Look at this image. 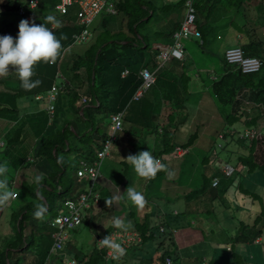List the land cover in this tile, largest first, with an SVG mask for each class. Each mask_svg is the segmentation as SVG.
Returning a JSON list of instances; mask_svg holds the SVG:
<instances>
[{
    "label": "trees",
    "instance_id": "1",
    "mask_svg": "<svg viewBox=\"0 0 264 264\" xmlns=\"http://www.w3.org/2000/svg\"><path fill=\"white\" fill-rule=\"evenodd\" d=\"M60 0H43L39 7L32 9L30 5V0H0V6L3 10H0V35H11L16 37L18 34V24L15 23L13 18L14 14L18 11L19 7L24 5L27 10L33 15V19L38 22L41 18L39 16L43 15L45 18L54 12L56 9V4ZM120 0V3H117V6L120 11H125L127 14L126 22L128 24L130 35H125L123 37H118L119 30L112 31L107 30L106 39L103 42H89L82 45L73 46V61L75 62L74 69L69 70L64 69V74L70 80V83L76 88L81 84L80 79L76 71L78 68H86L87 77H88V88L87 92L92 97V104H96V101L101 99L100 95L103 98L104 102H108L111 99L113 100V105L111 107L112 111H119L127 107L128 116L126 121H131L135 124L142 125V128L146 131L148 129H153L157 132L155 136V142L163 137L164 146H161L159 150H156V156H162L164 154L172 153L176 147L179 146V143L175 142L173 135L177 129H173V123H178V119L175 120L170 118V123L167 127H161L159 123L152 122L154 121L153 109L147 107V105H153L152 102L144 100L133 101L132 97L141 84V77L139 71L144 66H148L146 62V51L153 53L152 44L153 37H155V31L150 30V20H144L146 17L151 18L155 15V5L152 0ZM127 2H130L129 4ZM186 3V0H179L177 2L168 3L167 5L161 6L164 12H167L169 16L172 15L170 21L165 24H170L171 28L168 29L165 33H160L161 40L164 42L172 40V34L175 30L179 29L181 26V21L178 19L181 14V8ZM195 7L197 11L196 23L200 36L196 37V44L201 47L205 52L209 51L208 60L203 56L202 58L198 57V61L194 60L198 64L220 62V71L221 80L216 81L213 79L208 84L214 85V88L220 87L226 84V88H234L235 94L237 88L240 93L245 94L246 98L260 101L264 104V0H195ZM151 11L154 13L151 14ZM4 12V14H2ZM8 13L7 15H5ZM41 14V15H39ZM39 15V16H38ZM67 20L72 21L76 20V16L69 13L65 15ZM109 17V16H108ZM105 18V17H104ZM102 19L100 26L109 25V18ZM166 19V18H165ZM164 19H161L163 21ZM182 20V19H181ZM47 23V25H49ZM81 28L75 25V23L62 26L56 29H53L55 36L61 40L62 50L66 49L73 45L75 38L74 33L79 31ZM94 29H98L94 25ZM147 37L149 40L147 41ZM195 39V37L193 38ZM227 39V42L231 43L226 48L221 50L220 45H215L217 42H222ZM109 40H116L107 47H102L103 43ZM123 41L126 43L123 44ZM122 42V43H121ZM101 51L96 58L98 50ZM242 48L247 56L256 55L261 57L263 60L262 69L259 72L245 74L241 71L235 70V66L228 64L224 59L225 52L229 48ZM61 55V54H60ZM60 57V56H59ZM59 57L54 63H38L34 67L35 75L32 77L33 80L39 79L41 81L40 85L30 92L25 91L21 88L20 82L17 79L13 71H9V74L5 77H0V83L2 85L7 84L6 88H0V120H7L12 122L13 125H10V131L5 133V142L6 147L3 149L2 157L5 160L8 159L9 171L10 166L15 167V171L19 170L21 174L22 181L16 182L18 197L10 203V206L13 207L14 211L10 213V222L13 226V231L11 234H7V241L2 243L0 241V264H18L20 259L13 258V253H29L32 257L31 261H28L27 264H46L47 257L54 246V239L52 237L54 228L50 225L49 220L35 219L33 217V212L36 210L35 205L37 203H43L46 207L48 205L47 211L44 214H50L52 211L57 208L58 200H61L63 195H59L57 183L54 181L57 180L55 158L53 154L54 148H60L59 141H63L66 136V132H61V130H53L48 126V114L47 112L37 113L33 109L29 112L32 107V101H37L39 103L45 100H38V95L46 94L52 86L54 77L56 76L57 67L59 66ZM154 61L157 57V51H154L152 54ZM180 62V61H178ZM224 63V64H223ZM62 64V63H61ZM74 64V63H73ZM174 65V64H173ZM53 67L54 72L52 75H49L48 67ZM202 66L194 65L190 63V70H198ZM174 68V66H173ZM128 69L129 74L125 77H122V72ZM76 70V71H75ZM167 72H161L160 76L157 78L156 83L161 87L160 91L163 95V98L171 101L172 112L176 111V116L180 114L182 116V124H185L187 121H190L192 118L191 113L187 110L188 107V96H189V85L192 80V75L189 73V65L182 63L181 76L176 75L171 81V78L167 73H173L172 68L166 69ZM175 73V72H174ZM94 74V77H93ZM80 75V74H79ZM180 76V77H179ZM168 80V82H167ZM208 81V79L204 78ZM181 81V84H180ZM4 82V83H3ZM178 82V84L176 83ZM178 85H182L183 89H179ZM73 94V95H72ZM76 97L79 98V93L73 89L69 90L68 95L64 96L65 99L69 98V103L72 105H60L57 106L55 113L56 122H62V117L68 116L67 109H69V115L71 113L80 115V108L76 105ZM41 103V104H43ZM102 103V102H101ZM104 104V103H103ZM102 104V105H103ZM168 104L166 101L160 103V105ZM222 111H225L224 106L219 101L218 102ZM143 106V107H142ZM243 105L241 102L234 99L232 103V111L226 116L231 124L239 121L242 118V115H238V110L241 109ZM95 106H88L86 108L85 116H90V121L93 125V130L90 133H87L86 138L83 140L86 144L96 143V147H100V140L102 139L105 142L110 138L107 134L102 138H96V113ZM41 118V119H40ZM85 118V117H84ZM74 119V115L71 118V121ZM81 121V118L75 121L78 124V121ZM142 120L143 123L140 122ZM151 126V127H150ZM12 129V130H11ZM29 129V141L27 136L22 133V130ZM157 129V130H156ZM123 134V131H118V135ZM22 134V135H21ZM196 135L192 136L188 143L182 144L183 147L187 148L194 143V138ZM130 139V138H129ZM146 144L149 147V151H152L151 146L147 142V137L145 136ZM119 140H117L118 142ZM131 149L128 151L127 156L124 160L121 161L124 164L128 175L130 176L129 186L134 185L133 178H139L134 171H131V163L127 160L129 155H136L135 152L138 150L136 147V142L130 139ZM65 147L64 144H61V148ZM146 146H144L145 149ZM90 153L94 154L95 150L93 147L89 148ZM255 150V143L249 147L248 155L239 156L240 164L247 165L249 167V172L254 173L258 169L261 170V173H264V165H260L255 161L253 156ZM34 153V162L26 163L27 156L30 152ZM63 151L62 149L60 150ZM3 160V161H5ZM1 161V160H0ZM70 161V160H69ZM164 164H167V160L164 159ZM22 166V168L20 167ZM68 171H71V167L65 168ZM44 170L48 177L42 181V186L37 188L33 182V177L39 174ZM163 173V171L158 172V174ZM9 184L12 188L11 181L13 180L12 175H8ZM205 185L207 189H212L211 178L205 176ZM59 182L63 183L64 178L59 177ZM19 187V188H18ZM50 187V188H49ZM39 189L40 195H38L37 190ZM67 193L65 195H72V188L67 184L65 187ZM217 189V188H216ZM246 189H244L245 191ZM217 193V191H216ZM248 193L252 195V200L262 207L264 214V200H262L264 193V187L256 192L255 189L250 190ZM44 195L46 197V204L41 197ZM127 198V197H126ZM110 198L102 197L99 200L102 210H105L110 202ZM8 203V202H7ZM0 205V212L2 213L7 205ZM228 209V207H227ZM99 214L91 216V219H96ZM158 218V217H155ZM86 221L85 225L91 224V231H98V228L95 227L96 222ZM161 222L159 220L157 223ZM28 223L31 225L29 231V237L24 240V232L28 226ZM156 223V224H157ZM152 222L150 215H146L143 222H136V229L140 235L143 237V244L153 245L159 247L162 245L163 253L156 254L155 259H149L147 261H138L135 263L138 264H165L167 257H170L174 254L172 251V246L166 245L165 239H169L171 242L174 241L173 234L168 233L166 235H156L157 226ZM173 226V225H171ZM0 229V233H1ZM7 231V230H6ZM113 232V228L109 227L107 236ZM252 235V233H250ZM110 237V236H109ZM256 236L248 237L251 242H254ZM241 239V235L237 239ZM96 241V239H95ZM142 243H132V248H139L143 245ZM254 243H252L253 245ZM246 246H251V243H246ZM260 248V256L264 262V245L258 246ZM37 251V254H35ZM104 251H99L96 248V251L92 253H85L83 251L79 252L77 250L74 253V256L80 259V264H104ZM84 254V255H83ZM253 254V253H252ZM80 255V257H79ZM230 259L227 261V264H260L258 261H254V254L248 257H241L239 251L236 247L231 251L229 255ZM88 258V259H87ZM61 261V258H60ZM61 264H64L60 262ZM22 264V263H21Z\"/></svg>",
    "mask_w": 264,
    "mask_h": 264
},
{
    "label": "clouds",
    "instance_id": "2",
    "mask_svg": "<svg viewBox=\"0 0 264 264\" xmlns=\"http://www.w3.org/2000/svg\"><path fill=\"white\" fill-rule=\"evenodd\" d=\"M42 1L43 0H41V3ZM112 1L116 6L117 12L115 14L100 13L94 18L93 22L89 25H86L80 22L79 12L81 8L75 3L67 5V10L66 12L63 13L61 9L58 8V6L62 4V0H60L56 4V8H55L56 10L54 11V13H51V14L57 15V19L52 15H48L45 18V20L41 18L40 21L38 22H36L33 19V15L29 12V10H27L26 6L22 5L19 7L18 11L13 15L14 16L13 18L15 19V23H19L17 36L12 37L11 35H0V77L7 76L11 69V71L15 73L17 79L19 80L21 88L24 89L25 91L30 92L32 89L38 87L41 83L39 79H35V80L32 79V77L35 75L34 70H33L34 67L38 63H41V62L49 63V64L54 63L57 60V58L60 56L58 59L59 66L57 67L58 69L56 72V76L54 77L55 79L52 83L51 88L46 94H41V95H38L37 97L38 100H45L44 103L41 102L43 103L42 105H44V107L40 111L47 112L48 126L52 128L51 131L61 130V132L63 133L66 132V136L64 137V140L59 141L60 148L57 149L56 147L53 150V154L55 158V166H56L55 173L57 172L55 176L58 177L57 180L54 181V183H57L59 195H63V196L61 197L62 199L58 200V203H57V211H58L57 216L49 220L50 225L54 228L53 235H52L54 239V246L47 257L46 264H52L51 262L52 259L53 260L57 259V261H59L60 258H61V261H59V264H61L60 262L64 264H80V259L78 257L74 256V254L72 255L67 254V251H66V250H72L73 248V245L71 242V238L73 237L72 231L84 226L85 220L92 221L93 219H91L90 217L94 216L96 211L99 213V211L101 210L102 206L100 205L99 200L102 197L107 198V196L104 194V190L107 186L105 181L108 178H105V176L102 175L101 165L106 158L111 157V151L119 138L118 131L124 130V123H125L124 121L126 120L128 109L126 107L124 109H120L117 112L112 111L111 113L108 114V117L110 118V122L109 123L105 122V124L108 125L106 134L110 136V138L107 139L105 142H103L101 139L99 141L101 144L100 147L99 146L96 147V143L94 142L92 144L84 143L83 140L86 138V136L83 132L89 130V128L93 127L94 125L91 123L89 119L90 116L88 117L85 116L86 108L88 106L101 107L102 103L99 100H97L96 104H92V97L87 92V88H88V77L87 76L88 75H87L86 68L84 66L83 68H80V69L78 68L77 71L75 70L81 82V84L78 85L76 88L70 83V80L64 74V69L65 68L69 70L74 69L75 62L73 61L74 59H72L73 57L72 51L74 50L73 49L74 45H82V44H87L89 42H96L97 33H95V29H94L95 21H98L101 23L104 17L108 18V16L123 13L121 22L122 21L126 22L127 14L125 13L124 10L120 11L117 6V3H120V0H112ZM127 3L129 4V2ZM74 7H77V11L75 13L76 20L69 21L64 16L69 13H72L71 10ZM185 7H186V3H185ZM31 8L36 9L37 7L33 8L31 6ZM185 15L183 16L181 20V26L185 18ZM49 22L51 23L47 25V23ZM73 23H75V25H77L81 29L77 31L76 33H74L75 38H73L74 40L73 45L62 50L61 40L55 36L52 30L62 27V26H67ZM181 26L179 29L174 31L171 37L172 38L171 41L164 42L161 40V42H157L156 40H154V37H153V44H152V49H151L153 53L151 52V56L152 54H154V51H157V57L155 61L152 57L150 61L146 60L145 63H147V65H154L155 62H159V64L153 67V69H150L147 66H144L143 68L140 69L139 75L142 80H141L140 86L137 88V90L135 91L132 97L133 101L144 100V102L146 101L151 102L150 100L146 99V94L156 84V81H157L156 74L158 70L160 71L161 68H165V66H167L169 63L173 62L174 60L181 62V61H187L189 59L190 54L187 52L186 44L184 41L187 39H191V38L199 37V36H192L187 39H184L183 40L184 49H183L182 54L180 55L174 54L173 49H172V47L174 46V34L181 29ZM123 28L124 26L120 27V24H119L118 27H115V30L120 31L121 29L123 32ZM85 30L89 32V34L87 35V38L81 39L79 41L78 37L83 35V32ZM130 34L131 32L125 33V35H130ZM114 41L116 40H109L107 42L105 41L102 47H107L108 45L112 44ZM125 43L126 42L123 41V44ZM102 47L98 50L96 58H98V54L101 51ZM234 48H238V47H234ZM229 49L226 50L224 59L227 61L228 64L234 65L236 67L235 70L241 71L242 73H245V74H251V73L259 72L262 69V65H263L262 58L261 57L259 58L256 55L247 56L244 52V49L241 48L245 56L255 57L261 61V66L259 70L254 71V72H244L240 66H238L237 64L230 63L229 60L227 59L226 53ZM166 50H167V57H162V54ZM145 69L150 70L155 75L156 81H155V84L149 90L143 91L141 96L137 99L135 98V95L137 94V92L140 90L142 86V83H143L142 71ZM128 74H129V70L125 69L122 72V77H125ZM93 77H94V74H93ZM60 79L62 80L59 83ZM73 89H75L79 93V98L76 97L77 99L76 105L78 106V108H80L81 121H83V124H85L84 128L80 127V123L78 124L75 123V121L78 120L79 118H76L74 116V119L71 121L72 117L70 115H73V114L71 113L69 115L70 113L69 111L67 112L68 116L62 117V122H59V123L56 122L55 113L57 110V106L62 103L61 101H63L62 105H71L69 103V98L65 99L64 96L66 94L68 95L69 90L72 91ZM237 92L238 93H236L234 96L227 95V97H224L222 101L220 100V102L225 108V111H222L219 104L217 103L219 111L224 113L226 116L232 111V103L234 99L241 102V104L243 105V107L238 110V115H242V118L239 121L235 122L234 124H231L227 118V122H228L227 126L228 128H230V134H227L225 131H219L218 133V138L224 142L223 144L218 143V147L223 149L227 145L235 146L234 158L232 160V163L223 161L222 159L217 157L216 150H214L212 154L207 155L205 152L204 155L200 154L198 157V158L201 157L202 162L203 163L206 162V165L208 167L215 168L216 172L214 174L209 176L208 173L206 172L204 174V177L207 176L208 178H211V181H212L211 186L213 187L215 191H218V192L224 191L226 189V186H224L222 189L223 185H221V183H223L224 181H226L225 185L230 184V183L238 185L239 184L238 179L240 177H243V178L248 177V176L252 177L255 175L258 176L259 181H262V179L264 180V173H261L260 169H258L254 173H251L249 172V167L247 165L240 164L239 162V159H240L239 156L248 155L249 147L253 143H255V150L253 153L255 161L260 165H264V163L262 162L264 160V104L257 100L248 99L246 98L245 94L240 93L239 91ZM52 94H54V98H52L51 96ZM159 104L160 103H158V105ZM198 105L199 103L196 105V107L192 108L188 104L187 110L192 115L191 119H193L196 113L198 112L197 110ZM147 107L149 108V105H147ZM189 107L190 109H188ZM119 113H123V117H122L123 126L120 130H117L115 132V140H113L111 144L112 149H110L108 155L102 159L101 164L99 166L96 164L100 162L99 152L102 149H104L108 140L111 139V136L113 135L112 126L114 125L113 118ZM201 115L202 113L198 115V119L200 118ZM216 118L217 117H214V116L213 117L206 116L204 119H201L199 122H196V125L194 127L199 128L202 124H205V122H208V120H211V122H215ZM96 119L98 118L96 117ZM202 120H205V121L201 123ZM3 124L9 125L6 130H2ZM238 124L241 126H244L243 133L237 132L235 130V125H238ZM10 125H13V123L8 120L7 122L6 120H0V154H3L2 153L3 149L6 147L4 136L7 131H10L9 129ZM80 129H83V130L80 131ZM193 129L188 135H191L194 133L200 134L202 131V129H194V130ZM91 131H87V133H90ZM22 133L26 136L30 135L29 129L22 130ZM95 134H96V138L100 139L98 128ZM236 134H237V137L235 138ZM196 139H197V135L193 139L194 143L192 145H190L187 148L180 145L176 147L172 153H170L171 155L164 154L162 156L157 157V156H153L152 151H141L136 155H129L127 160L130 161L132 169L137 176L141 178L150 179V178L155 177L158 172L167 170L168 165L166 168V165L163 162L164 159L167 160V156L169 155L175 156L178 154L177 156L180 157L182 155L183 157L187 154L191 155L193 153V149L196 148L194 147L191 150V147L196 143L195 142ZM243 140L245 141L243 142ZM188 141L186 143H188ZM61 144H64L65 147L61 148ZM91 147L96 149L94 154L90 153L89 148ZM257 148L260 149V153L262 157L255 154L257 152ZM61 149L63 150L62 152L60 151ZM0 160H1L0 161V205L6 204L8 202L7 205L5 206L4 211L2 213L0 212V229L2 231L7 230L6 233L11 234L14 231L12 230L13 226L10 222V213H8L7 215L6 209L10 206V203L18 197L17 189L16 190H13V189L17 188L16 182L22 181L21 174L23 173L25 174V172L20 173L19 170L15 171L14 175H12L13 180H12V188H11L9 184V179H8L9 161L8 159L5 160V158L2 156H0ZM34 161H35L34 153H32L31 151L30 154L27 156L26 163L34 162ZM168 162L169 160H167V163ZM20 167L22 168V166ZM66 167H71V171L66 170L65 169ZM93 167L98 168L99 170V177L95 180H93L90 176V169ZM182 174H184L183 171H182ZM46 177H48V175L44 170H42L41 172L39 171V174L33 177V182L37 186V188L42 186V181H44ZM59 177H63L65 182L63 183L59 182ZM67 184H69V186L72 188V195H70L71 197H69V195H65V193H67L65 189ZM207 188L208 187H206L205 182H204V189H207ZM250 190L252 189L249 188V191ZM37 193L38 195H40L39 189L37 190ZM126 194H127V198L135 206L143 207L144 204L146 203L144 195L141 192L136 191L132 187H128L126 189ZM241 194H246V193L243 192ZM83 196L86 197V200L84 201V203L82 204L80 208L82 209V219L72 227L69 226L68 224L61 226V222L59 221V219L64 218V217L73 219L74 215L72 213L71 204H73L74 206L76 205L79 206L81 204ZM227 196H229V194ZM41 197L43 198L46 204V197L44 195H41ZM251 198H252V195H251ZM252 202L254 201L252 200ZM106 203H109V201H106ZM230 205H233L232 202H230ZM64 207L67 208L68 213L61 212V209H63ZM227 207H228V203H227ZM47 208H48L47 204L45 207L43 203H37L35 205L36 210L33 212L34 218H37V219L43 218V215L47 211ZM3 214H6V217H8L7 220L6 219L4 220ZM152 215H150V218H152ZM263 216H264L263 211L262 209H260V214L258 215L257 220L258 219L264 220ZM1 220L3 221L1 222ZM159 223L156 224L157 226L156 235H162V234L166 235L168 233L174 234L173 230L175 228L171 226L169 222L165 223V225H159ZM169 224L171 227H168V226L166 227V225H169ZM241 225L238 228L237 236L232 242H230L231 245H227L226 243L224 246L222 245L220 247L224 253V256L229 257L231 251L235 247L237 250H239L241 247L249 248V246L248 247L245 246L246 243H251L250 247L264 245V238L256 236V234L250 229L249 224H247V227L244 228V230H242ZM123 226L124 225L119 218L114 220V227L122 228ZM28 227L31 229V225L29 223H28L27 228ZM119 232H134L138 234L141 238L139 242H135V243L143 244V237L135 229L128 228V229L114 230L109 235L110 237L105 236L103 239H98V243L97 245H95V249L97 248V250L99 251L105 250L104 257H103L104 264H120L123 261V257L127 249L132 248L130 245L129 247H125L123 249L120 244L112 241V237L114 236V234L119 233ZM250 233H252V235ZM28 234L29 232H26V231L24 232L23 234L24 240L29 237ZM239 235H241L240 240L239 238L237 239ZM246 236L248 237L256 236V237L254 239V242H251L249 239H246ZM243 240L247 242L245 243L243 242ZM100 242L106 247L103 249H100L99 248ZM172 243L174 244V241ZM243 243H245V245H241ZM252 243L254 244L252 245ZM161 246H160V248H162L161 252L163 253L165 249H163V247ZM160 248L156 247V249L158 250ZM108 249L118 252L120 255L119 258L116 260H111L107 262L105 256L107 254ZM133 249L136 250V248H133ZM240 256L243 257L242 254H240ZM155 258L156 257H154L153 259ZM174 261H178V259L176 260V257H174V254H173L172 256L166 258L165 264H174Z\"/></svg>",
    "mask_w": 264,
    "mask_h": 264
},
{
    "label": "crops",
    "instance_id": "3",
    "mask_svg": "<svg viewBox=\"0 0 264 264\" xmlns=\"http://www.w3.org/2000/svg\"><path fill=\"white\" fill-rule=\"evenodd\" d=\"M152 1L156 5L164 6V4L167 5L168 3L177 2L179 0H152ZM151 13L154 12L151 11ZM7 14L8 13H6V15ZM50 15L54 16L57 19V15L55 14H50ZM39 18H44V17L43 15H41L39 16ZM171 18L172 15L171 16L168 15L167 19L161 21L162 26L171 28L170 24L168 25L165 24L168 23L170 21L169 19ZM182 18H183L182 16L178 17L180 21ZM118 26L119 24L116 25V27ZM202 53L206 54L204 50H202ZM195 59L198 61V57H195ZM207 62H208L207 66H205L206 63H202L201 65L203 66L200 69L198 68L197 71L190 70V63L188 62V60L181 62L174 60L173 62L165 66V69L172 68L173 70V73H171L168 76V79L169 77L171 78L170 81L171 83L172 80L176 78L175 74L176 75L181 74L182 63H186V65H189V73L192 75V80L189 85L190 86L189 96H193V95L199 96V100H200L199 105L197 107L198 112L196 113L193 119L187 121L185 124H182L181 112L176 116L177 114L176 111L172 112L171 101L166 100L164 98L155 99L156 103H161L163 101H166L168 103L165 105L159 104L160 107L159 112H156L153 105L149 106L150 111H152V109L154 111L153 112L154 121L152 122V125L156 121V123H159L161 127L164 126L167 127L169 124H171L170 123L171 116H172L171 119L173 120H175L176 118L178 119L179 124L174 122L172 128L177 129L175 134L173 135V139L176 143L177 142L179 143V146L185 144L188 141L187 140L188 134L192 131V129L189 128L194 127V124L198 119V115H200L201 113H202V115L200 116L201 119H204L206 116L209 117L214 116L217 118L215 119V122L213 124L218 126L224 125L223 129H226L228 127L227 117L224 113L219 111L217 103L220 100L222 101L224 97H227V95L234 96L235 95L234 88L232 87L226 88V84L214 88L213 83L208 84L207 82L209 81L211 82L213 79H216V81H220L222 75L218 70L221 68L220 62H216V60L214 63H210V61ZM48 69H49L48 74L52 75L54 72L53 67L50 66L48 67ZM204 78L208 79V81L207 80L205 81ZM176 83L178 84V82ZM5 85L7 86V84L4 83L3 85L4 88H6ZM237 91H239L238 88ZM212 103H214L216 112L219 115L214 114L215 111H210L209 109L206 108V106L209 105L211 108H213ZM32 104L33 105L30 108L29 112L32 111L33 109H35L34 111H36L37 113L42 112L40 110L43 109L44 105H42L37 101H32ZM168 108H170V111L167 110ZM67 111H69V109H67ZM73 115L76 118H81V116L79 117L76 114ZM73 115L70 116L73 117ZM127 116H128V112H127ZM140 122L143 123L142 120H140ZM78 123H80V127H83V121L79 120ZM127 124L128 125L125 126L124 123L123 134L120 133V136L118 138L119 141L115 143V146H118L122 150L119 153V156L117 157V159L120 160L119 163H121V161L125 159V157L128 154V151H130L131 149V145L126 144L128 137H131L132 141L134 142H136L135 139L139 138V142H141L142 136H146L147 142L151 146V149L154 148L155 150H159L161 146H164L163 137L159 140V142L157 143L155 142V136L157 134L155 130L150 128L146 131L145 129L142 128V126L135 124L131 121H128ZM202 127L205 128V124H202ZM133 128H138V129H133ZM2 130H6V129H2ZM206 130L207 129H202L200 133L203 136V139L199 143V147L203 151L202 155H204L205 153L204 151L207 149V145L210 141V137L212 134L211 131L209 133V136L204 139L205 137L204 133L206 132ZM27 139L29 141V135H27ZM194 147H196V143L191 147V150ZM170 155L167 156V160H169V162L166 164V168L167 165L168 168L166 171H163V173L158 175L156 174L155 177L150 179L141 178V177L133 178L135 179L134 180L135 184L132 185V188L141 192L145 197L146 203L143 206L145 207V211L141 210L139 213H134L130 209L131 208L130 203L127 200L128 198H126L127 197L126 189L129 186L130 176L128 175L129 173H127V170L124 165L120 168L121 175L119 177L121 178L115 181L116 184L106 179L105 182L107 186L104 190V194L107 196V198H110L111 200L107 205L106 209L98 213L100 215V219H94L95 221L93 220L94 223L96 222L95 227L98 228V231L94 232L95 234H93L96 235L95 245H97L98 239H103L105 236H107L109 227H112L113 231L117 229H128V228L136 229L135 227L136 222L139 223L143 222L146 215H148L150 212L153 213L152 222L154 224H156L159 220H161L159 225H165V223L169 222L175 228L173 230L174 244L169 239H165L164 241L166 245L172 246L174 257H176V260L177 259L180 260L181 264H191V263L219 264L221 260L224 258V257H219V252H220L219 248L222 245L224 246L226 243L227 245H231L230 242H232L237 236L238 228L241 225V223H242L241 225L242 230H244V228L247 227V224H249L250 229L256 234V236L264 238V220L261 219L257 220V217L260 214V209H262V207L258 203L252 202L251 195L250 193H248L249 188L259 190V188L262 186L260 184L261 181H259L257 175L252 177L248 176L244 178L240 177L238 179L239 180L238 185L233 183L225 185L226 181H224L223 183H221V185H223L222 189L224 186H226V189L224 190L226 192L217 191L216 193V191L213 188L204 189V183H203V181L205 182L204 174L206 172L208 173L209 176L216 172L214 167H208L206 165V162L205 163L202 162L201 157L197 159H190V162L188 163L189 167L188 168L185 167L190 177L189 179H184L183 174H177L179 167L175 166L179 161H181L180 164L184 165V162H182L183 159L180 160L178 159L179 157L170 156ZM187 155L183 156L184 159L186 158ZM170 166L173 167L172 171H170L169 168ZM243 188L246 190L244 191ZM230 189H233L235 193L245 192L247 195L241 194L239 200H233L229 196H227ZM193 194H197L195 200L192 197ZM225 198L228 203L227 212H223L222 215L217 213L218 215H216L215 217L219 219V217H222L223 215L225 216L227 213L226 216L227 219L229 217H235V220H239V221L241 220V221L240 223H238L239 226L237 230H235L234 234H230L229 232L227 233V236H224V238H222V236L220 237L213 236V234L216 235V232L218 231H224V225H223L224 223L223 221H220L218 219L216 222V220H214L215 218L212 217V212H214L216 203L218 201L224 202ZM230 202H232L233 205H230ZM152 203L155 204L154 209H152L151 207ZM231 209H233L234 212L233 214L230 215ZM157 215L159 217L155 218ZM117 218H119L122 221L124 225L122 228L114 227V220ZM170 224L166 225V227L167 226L171 227ZM71 242L73 245V249L78 250V246L81 243V239L73 235V237L71 238ZM243 242L246 243L247 241L243 240ZM245 243L241 245H245ZM200 245L205 246V248L200 247ZM211 246L212 248L211 250H209V247ZM161 249L162 248L158 250L156 249V246L143 244L141 247L133 251L135 262L147 261L150 258L152 259L156 257V254L161 253ZM66 251L67 254H71V255L76 253L73 250H66ZM229 259L230 257H227V261H229ZM52 264H59V261H57V259L53 260ZM120 264H126V262L122 261Z\"/></svg>",
    "mask_w": 264,
    "mask_h": 264
},
{
    "label": "rangeland",
    "instance_id": "4",
    "mask_svg": "<svg viewBox=\"0 0 264 264\" xmlns=\"http://www.w3.org/2000/svg\"><path fill=\"white\" fill-rule=\"evenodd\" d=\"M154 5H155V15L152 17V19L146 17L144 20L145 21L146 20H148V21L150 20V23H149L150 30L151 31H155V33H156L155 37H154V40H156L157 42H161V36H159V32L160 33H165L170 28V27L167 28V27L162 26V23H161V19H165V18L167 19L168 13L163 11L164 9L161 7V5H156V4H154ZM1 9H2V6H0V10ZM76 11H77V7L72 8V10H71L72 15H75ZM185 13H186V7H185V4H184L182 6V8H181L182 17L185 15ZM122 16H123V13H119V14H116V15L109 16L108 17L109 18L108 27L107 26H103L102 27V26H100L101 25L100 22L95 21L94 25L96 27H98V29L95 30V33H97L96 41L97 42H103L106 39V32L109 29H111L112 31H117V30H115V27H116L117 24H120V27L124 26L123 32L120 29L118 37H123V36H125V33H129V28H128L127 22H124V21L121 22ZM146 39L148 41L149 37H147ZM196 40H197V38L195 37V39L191 38V39H187V40L184 41L185 44H186L187 52L190 54V58L188 59V62L189 63H193L194 65H197V66H203L201 64H198L194 60V57L202 58L204 56L208 60L209 51H207L206 54H203L202 53V49L200 48V46H198L196 44ZM218 44L220 45L221 50H223L224 48H226L231 43L227 42V39H225L222 42L215 43V45H218ZM145 55H146V59L148 61H150L152 59L150 51H146ZM158 64H159V62H155L154 65H148L147 67H149L150 69H153V67L157 66ZM161 72H167V71H166L165 68H161L160 71L158 70V72L156 74L157 78L160 76ZM167 74L170 75L171 73L169 72ZM61 80L62 79L59 80V83L61 82ZM0 88H4L2 83H0ZM178 88L179 89H183V86L182 85H178ZM160 89H161L160 85L158 83H156L148 91V93L146 94V99H148V100H150L152 102L153 107L156 110V112L160 111V107H159L158 103L155 102V99L163 98V95H162ZM101 96L102 95H100L99 98L101 99L102 104L103 103L104 104L101 105V107H96L95 108V112H98L96 114V117L98 118L97 121H96V123H97L96 125L98 127V132H99L100 138H102L106 134L108 125H106L105 122L106 123L110 122V118L108 117V114L111 113V107L113 105V100L111 99V97H110V100L108 102L107 101L104 102L103 98ZM187 102L189 103V105L192 108H194L199 103V96H195V95L189 96L188 99H187ZM212 104H213V108H211L210 105L206 106V108L209 109L210 111H215L214 114H218L216 112V108H215L214 103H212ZM188 109H190V107ZM167 110L170 111V108H168ZM200 120H201V118L197 119L196 122H199ZM124 122H125V126H127L128 125L127 121L125 120ZM203 122H204V120H202L201 123H203ZM213 123L214 122H211V120H208V122L205 123V128L202 127V125H201L199 128L192 127V128H189V129H193V128L194 129H207L206 132L204 133V136H205L204 139L207 138L209 136V133L212 131L211 132L212 134H211V137H210V141H209V143L207 145V149L204 152H206V154L209 155V154H212V152L214 150H216L217 157H219L223 161L232 163V160L234 158V148H235V146L234 145H227L223 149L218 147V143H220V144L224 143L221 139L218 138L219 131H225L227 134H230V128L227 127L226 129H223L224 125L218 126V125H215ZM195 125H196V123L194 124V126ZM8 126L9 125H7V124H3V129H7ZM84 127H85V124H83L82 128H84ZM243 128H244V126H241L239 124L235 125V130L237 132L243 133L244 132ZM92 129H93V127H90L89 130H87V131H91ZM133 129H138V128H133ZM81 130H83V129H80V131ZM87 131H84L83 133L86 135ZM194 134H196V133H194ZM194 134L188 135L187 140H189ZM196 135H197V139L195 141L196 142V148L193 149V153L191 155H187L185 159H184V157L182 158V155L180 157L177 156L178 154L175 155L176 157H179L178 159H180V160L183 159L182 162H184V165L180 164L181 161L178 160L179 162H177V164L175 166L179 167L177 174H182V170H183V172H184L183 178L184 179H189V177H190L189 173L186 171V168L189 167L188 163L190 162V159H197L199 157V155L202 154V152H203L202 149L199 147V143L203 139V136L201 134H196ZM236 137H237V134L235 135V138ZM129 138L131 139V137H128V140H127L126 144H130V142H129L130 139ZM141 139H142L141 142H139V138L135 139L136 143H137L136 147H138V150H136L135 154H138L141 151H149V147L146 144L145 136H142ZM182 141H183V139H182ZM244 141L245 140H243V142ZM144 146H146L145 149H144ZM110 149H112V146L110 147ZM121 151L122 150L118 146H114L112 151H111V157L106 158L104 160V162L102 163V165H101V173H102V175L107 177L108 180L112 181V183H114V184H116L115 181H117L119 178H121V177H119L121 175L120 168L124 165V164L119 163L120 160L117 159V157L119 156V153ZM153 151H154L153 152V156H156V150L154 148H153ZM255 154L260 156V157H262L259 148H257V152ZM0 156H2V154H0ZM262 162L264 163V160ZM169 168H170V171H172L173 167L170 166ZM132 170L133 169L131 168V171ZM14 173H15V167L13 165H11L8 175H14ZM203 183H204V181H203ZM11 184H12V181H11ZM260 184L262 186L259 188V190H256L257 193H259V191L264 187V180L263 179L260 182ZM16 189L17 188H14L13 190H16ZM228 194H229L230 198L233 199V200H239V198L241 197V193L240 192L235 193L233 189H230ZM196 195L197 194H193L192 195L194 200H195ZM262 196H263L262 200H264V193L262 194ZM127 200L130 203V206H131L130 209L134 213H139L141 210L145 211V207L135 206V205H133L131 203V201L129 199H127ZM151 207H152V209H154L155 208V204L152 203ZM12 211H14L13 207L9 206L6 209V214L8 215V213H11ZM61 212L62 213H68V210H67L66 207H64L63 209H61ZM214 212H216V213H214ZM214 212H212V217H214L215 218L214 220H216V222H217L218 218H216L215 216L218 215V214L222 215L223 212H227V200H225L224 202L218 201L216 203V207L214 208ZM233 212H234V210L231 209L230 210V215L233 214ZM57 213H58L57 208H55L52 211V213L44 214L43 218H41V220H46V221L51 220L52 218L57 216ZM96 213H98V212L96 211L95 214ZM6 214H3L4 220L8 219V217H6ZM152 214L153 213H151V212L149 213V215H152ZM98 216L99 217H97L96 219H100V215H98ZM226 216H227V213H226L225 216L224 215L222 217L218 216L219 217L218 220L223 221V223H224L223 224L224 225V231H218V232H216V235L213 234V236H218V237L222 236V238H224V236H227V233L230 232V234H234L235 230H237V228L239 226L238 223H240L241 220L240 221L239 220H235V217H229L227 219ZM35 219H37V218H35ZM2 221L3 220H1V222ZM90 228H91V224H88V226L84 225V226L72 231V234L75 235V237L81 239V243L78 246V251L79 252L83 251V252L89 254V253H92V252L96 251V249H95L96 235H93V232L91 231ZM25 231L29 232L30 228L28 227ZM0 241L2 243L7 241V233H6V231H1V233H0ZM200 247L205 248V246H203V245H200ZM211 248H212V246L209 247V250H211ZM72 250L77 252V249H73L72 248ZM219 250H220L219 257H224L219 264H227V257L224 256V253L221 250V248H219ZM133 251H135L133 248L127 249V251H126V253L124 255L125 258L123 257V259H124L123 261L126 262V264H138V263H135V257L133 255ZM238 251H239L240 254H242L243 257L247 256L248 259L251 258L250 255L253 253L254 256H255L254 261H258L260 264H264V262H263V260L261 259V256H260V248L258 246H256V247L253 246V247H250V248H246V247L242 248L241 247ZM35 254H37V251H35ZM12 257L14 259L15 258L20 259L18 264H21V263L22 264H27L28 261L32 260V257L27 252H25L24 255H22L21 252L20 253H13ZM52 261H53V259H52ZM250 263L252 264V261H250ZM144 264H145V262H144ZM174 264H181V262H180V260L174 261ZM191 264H193V263H191Z\"/></svg>",
    "mask_w": 264,
    "mask_h": 264
},
{
    "label": "built area",
    "instance_id": "5",
    "mask_svg": "<svg viewBox=\"0 0 264 264\" xmlns=\"http://www.w3.org/2000/svg\"><path fill=\"white\" fill-rule=\"evenodd\" d=\"M41 0H30V5L33 8H36L40 5ZM77 4L81 10L79 12L80 22L86 25H89L93 22L94 18L100 13L107 14H115L117 12L116 6L112 0H62V4L58 6L61 11L64 13L67 10V5ZM197 19V11L195 7V0H187L186 1V15L183 20L181 29L174 34V46L172 47L174 54H182L184 49L183 40L192 36H200V32L198 30V26L196 23ZM89 32L85 30L83 35L78 37V40L86 39ZM162 57H167V50L162 54ZM226 57L230 63L237 64L242 68L244 72H254L260 69L261 61L255 57H247L244 55V52L241 48H230ZM143 83L140 90L135 95V98H139L143 91L149 90L156 81L155 75L148 69L142 71ZM55 90V88H54ZM54 98V94L51 95ZM123 113H119L113 118L114 125L112 126V136L111 139L108 140L104 149L99 152L100 162L96 163L100 166L101 161L104 157H106L110 151L111 144L113 140H115V132L122 128V118ZM90 176L93 180L99 177L98 168L90 169ZM86 200V197H82L81 204L79 206H74L71 204L72 213L74 215L73 219L68 217H64L59 219L61 222V226L68 224L69 226H74L82 219V209L81 206ZM141 240L140 236L134 232H119L115 233L112 237V241L121 245L124 249L125 247H129L132 243L139 242ZM101 241V240H100ZM104 246L101 242L99 243V248L103 249ZM119 253L108 249L107 254L105 256L106 261L109 262L111 260H116L119 258Z\"/></svg>",
    "mask_w": 264,
    "mask_h": 264
}]
</instances>
